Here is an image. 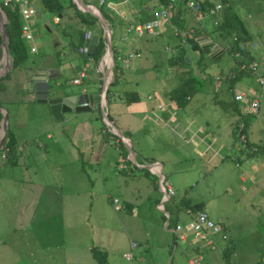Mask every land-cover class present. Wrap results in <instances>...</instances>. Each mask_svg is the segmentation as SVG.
<instances>
[{"label": "rangeland", "instance_id": "374dc122", "mask_svg": "<svg viewBox=\"0 0 264 264\" xmlns=\"http://www.w3.org/2000/svg\"><path fill=\"white\" fill-rule=\"evenodd\" d=\"M25 1L35 8L36 20L32 21L31 26L37 53H29L24 63L37 65L52 62L60 65L73 61L78 63L77 66L74 65L77 70L73 72L78 75L77 78L79 70L82 72L84 65L88 63L89 69L84 72L85 78L81 80L85 83L87 73H94V64L86 62L79 54L76 33L69 34L70 30L62 24L53 25L52 16L40 10L37 0ZM226 1L252 37L259 40L263 50L264 0ZM96 6L99 8L98 2ZM177 10L183 27L171 24L168 25L171 27L163 28V35H144L148 37L144 40L148 41L149 47L145 46L139 52L141 59L137 57L134 60L135 67L132 70L123 71L121 68V74L120 71L117 72L119 83L111 86L113 92L110 93L117 101L122 91H127L129 84H132L130 89L137 91L144 100L146 94L161 93L163 89L172 90L184 79L194 75L203 79L202 91L193 94L189 102L190 105L199 106L196 120L201 121L211 114L217 116L221 122L220 138L225 139V131L228 133L225 123L230 124L237 116L229 109L226 111L215 105V102L222 101L231 108L232 94L225 90L224 82L219 87L215 85L214 74L217 73L218 79H222L233 66L232 56L228 51H224L216 60L203 55L198 66L197 55L194 51L183 48L180 37L173 35V28L184 29L186 32L195 30L197 35L205 30L222 50H225L227 41L214 31L213 19L209 15L194 16L184 5H178ZM45 24L50 31L44 28ZM113 27L115 47L118 43L116 26ZM96 28L99 26L96 25ZM2 37L0 33V39ZM180 49L185 53L184 57L189 58L190 62L186 66L173 63ZM121 51L126 55L130 48L123 43ZM260 51L252 50V53L256 63L263 65L264 54ZM9 61L11 63L10 57L6 62L0 63V69L2 67L7 70L6 75L9 73L13 78L17 74L13 70L22 69L24 63L12 69ZM71 78L61 75L55 82L57 84H51V92L57 88L79 92L82 86L72 85ZM6 83L3 81V84ZM238 89L237 84L234 91ZM87 90L94 95L93 109L89 112L65 113L64 122L51 120L49 106L34 103L31 94L28 95L25 108L21 103L22 108L18 112L11 111V105L0 100L1 108L10 113L9 129L15 134V140H25L26 148L32 154L26 155L21 145H18L17 165L7 164L0 154V264H97L89 252L91 248L104 250L107 253V264H135V259L128 262L122 258L130 250V242L136 244L132 253L134 256L140 252L143 254L145 250L157 254L161 253L160 250H168V259L172 256L173 264H177L179 259L181 264H186V255L182 250L193 248L195 244L192 235L187 233L185 243L173 245L175 237L169 231L176 224L173 210L169 229L166 230L164 224L167 218L164 215V219L161 214L163 212L160 213L155 207L153 197L158 196L155 188L150 202L144 197L133 202L137 205L136 213H131L130 208L113 211L112 199H118L122 203L126 196H131L128 194L132 186L130 180H140L137 184L144 187L147 184L146 188L150 186L151 189L150 184L155 177L146 168L148 174L135 171L131 178L119 171L122 167H125V172L130 169L128 162L126 166L119 164L128 153L122 140L118 139V143H114L112 137L108 147L111 156L101 157L100 166H96L82 158L79 144L73 141L70 131L65 135L63 126L66 124L72 128L76 122L84 119L92 124L98 119L99 124L102 114L95 83L91 82ZM23 96L26 97V93ZM104 99L103 107L106 108ZM108 104L111 105V99ZM13 112L18 115L16 119ZM111 117L116 118L114 114ZM259 117L260 121H264V111L263 116L260 112ZM24 118L29 119L25 129ZM119 124L120 120H116V128L121 126ZM154 129L156 127L150 131L151 134L156 132ZM48 132L52 133V140L46 139ZM60 132L63 135L60 136ZM143 141L148 153L154 157L165 151L162 143H157L156 135L146 136ZM236 142L234 139L233 143L231 138V145L235 150L215 170H208L205 162L200 159L177 163V169L193 168L189 171L192 184L184 188L180 186L178 178L181 174L177 172V175H173L177 182L176 186L172 182L175 195L171 198L177 202L187 199L192 204L201 203L211 220L226 227L232 250H235L229 261L231 264H264V156L258 154L246 157L242 159L240 167H236V159L241 157V154L236 153ZM133 144V149L136 150L135 142ZM113 162H117V165L113 166ZM252 166L256 168L253 170ZM123 179L127 184L125 188H120L119 183ZM155 181L159 186V180L156 178ZM166 206L169 207L170 203H166ZM188 221L189 218L186 220L180 216L177 224L185 226ZM166 255L167 252L164 260ZM145 259L148 264H152L149 256L146 255ZM202 263L206 264L204 261Z\"/></svg>", "mask_w": 264, "mask_h": 264}, {"label": "crops", "instance_id": "0c3cea01", "mask_svg": "<svg viewBox=\"0 0 264 264\" xmlns=\"http://www.w3.org/2000/svg\"><path fill=\"white\" fill-rule=\"evenodd\" d=\"M105 1L112 8L109 9L106 5H104V10L107 12L108 16L110 17V20L107 21V23L112 28L113 35L115 31L113 25L116 26V40L118 44L115 46V49L121 54H123L122 53L123 51H121V49L123 43H125V47L130 48V51L127 53L133 55V59L131 60L130 67L128 69H123V68L122 69L123 71L132 70L135 67L134 60L137 57L141 59L139 57L140 55L139 52L142 51V49L145 46L149 47L148 41L146 39L144 40V38H148V37L146 36L144 37V35L138 37L135 36L134 34L125 35L124 32L127 28L131 27L132 25H135L137 23H144L148 21L151 18V11L157 9L161 5L160 0H105ZM85 4L88 5L93 4V6H96L97 0H86ZM33 20L34 21L36 20V15ZM179 20L180 18L178 17L177 22H180ZM52 24L56 25L53 22ZM175 24L176 23H172V26H175ZM178 24L179 26L183 27L181 23ZM44 28L47 31H50L47 24H45ZM99 28L101 29L102 36H104L103 30L100 27V25ZM190 28L194 29L193 26H191ZM87 32H89L91 36L92 35L97 36L96 33L98 32V28L87 30L86 33ZM203 32L204 33H202L201 35H197L195 37V40L201 49L202 47H204L205 49H210L213 51L218 50V52L215 55L210 57L216 60L220 55L224 53V50H222V48H220L218 45L214 43L210 35L207 32H205V30H203ZM164 33L165 31L162 30L158 34V36L163 35ZM249 35L251 39L250 42L248 43V51L250 57H252L250 64L252 65L253 69L248 73L244 74L243 77L234 84L232 92L233 95L246 93L247 95H249L248 96L249 98H256L258 100L259 102L258 111L255 115L250 116L247 122L246 136L248 143H250L251 145L254 146L261 145L262 147H264V121H260L261 118L259 117L260 112L263 116V111H264V88L263 87L260 88L261 86L260 87L258 86L255 75L257 73L258 74L264 73V64L259 65L258 63H256L254 54L252 53V50L258 51L260 49L261 50L260 52L264 54V49L262 50V48L260 47V43L258 39H254L250 33ZM261 45L262 47H264L263 44ZM194 52L198 58L199 57L198 51H194ZM36 53H37V48H36ZM203 54L206 55L204 52ZM61 64L57 65V64H53L52 62H49L47 64L39 63L37 65L36 64L29 65L28 63H24L22 69H19L18 71L13 70L17 72V74L13 75V78H11L9 74V77L5 79L4 81L5 83L10 82L11 84L9 83L4 84V88L3 91L1 92L0 100L4 104H9V106L11 105L12 107L11 111L17 110V112L20 108H22V105L25 108V103L27 101L29 94H31V96L33 97L32 101L36 103L34 98V93L31 90V87L29 86L28 83L34 72H36L37 70H48V69L57 70L58 75L55 81L51 80L48 82L49 84L52 85L57 84L55 82L58 81L61 75H63L64 78L66 76L72 77L71 81L77 79L78 75L76 76L73 72L77 70V68L74 69V65L77 66L78 63L70 61V63L65 62L64 64L63 63ZM138 67H140V65H138ZM80 73L81 72L79 70L78 74L80 75ZM120 74H121V70H120ZM86 77L87 79L84 81L85 83L80 82V84L76 85L80 87L82 86L79 92H85L86 94H90L92 96V99H94V95L88 92L87 86L91 82L95 83L96 89L98 90L97 97L99 98V103H100L99 95L101 94V89H102L101 87L103 86V82L99 80V76H97L95 72L94 73L88 72ZM214 79H215V85H217V87H219L222 84V82H224L226 84L225 90H228V86H229L228 79H226L225 77H223L222 79H218L217 73L214 74ZM58 84L61 85V83ZM237 84L239 85V89L238 91H234V87ZM129 86L132 87V84H129ZM130 87H128L127 91L125 90L122 91L121 93L122 95L117 101L114 100V95L110 93L109 101L111 99V105L107 104L106 108H104V111L101 108L102 105L99 104L101 109V114L103 115V112H107V116L108 115L110 116L111 122L115 128H116L115 126L116 120H120L121 124L119 125L121 126L118 127L119 129L116 128V131L118 132L119 135L121 134L125 142L127 141V143L129 144V145L126 144L129 147H126L124 145L126 150L129 148L133 152V155L126 153L122 162L119 163L121 166H126L125 165L126 162L129 163L127 164L130 166L129 172L123 171L125 170V167H122L121 170H119L126 176L131 178L132 176L135 175L134 174L135 171L141 174V172H138L136 169H143L142 166H145L147 164L150 165L155 164L158 166V168L160 167L162 176L165 178V180H167V182L171 187L173 186L172 182L174 183L175 186L177 182V180L174 181L173 178L175 177H173V175L174 174L177 175V172H180L181 176H179L180 178L178 179L181 181L180 186L184 188L186 186H191L190 184H192V177L189 171H191L190 169L193 168H188L183 170L179 168L177 169L176 168L177 163L181 164L183 161L193 162L195 161V159H200L205 162L206 168L208 170H215L221 164H223V162H225V159L231 156L233 150H235L233 145H231V138L234 143L233 125L234 122L236 123L238 115L236 114V112L232 110V108H230V110H232V113L235 114L237 118L234 121H232L230 124L227 122L225 123L226 130L228 131V133L225 131V139H221L219 135L220 123H221L219 121V118L211 114L210 117H206L201 121L196 120L199 106L197 104L194 105L189 104L192 97L189 98L187 104L182 109H180L172 100L169 99L168 93L170 89H168L169 91L163 89L161 93L158 92L152 95L148 93L146 94L145 99L142 100V97L139 95V93L137 91L135 92V90L130 89ZM109 90L113 92V90H111V87L109 88ZM130 92L137 93L138 100L132 103H125L123 101V94ZM24 93H26L27 95L26 97L23 96ZM149 97H151V99H148ZM108 105H110V107H108ZM159 106L161 107L160 109L158 108ZM6 111L9 116L10 114L9 111L8 110ZM48 113L50 119L53 120L50 111ZM111 114L112 116L114 114L116 118L113 119L111 117ZM13 115L15 119L18 117L17 113H14ZM97 120L98 119H95V122L92 124L89 120L86 122L84 119L82 121L76 122L72 126V128L70 127L69 124H66L65 126H63V128L65 130V135H67L66 134L67 131H70L72 139L74 138L73 141L78 142L80 147L79 152L81 153L82 158H84V160L93 163L90 165L100 166L101 157L106 156V158H108L109 156H111L110 152H108V147L110 146L109 141L111 140V138H108L106 140L107 137L106 132L107 131L109 133L111 132L109 128L106 126L104 119L102 117L99 120V124ZM28 121L29 119L24 118V125H23L24 129L27 127L26 125H28ZM61 121L62 122L65 121L64 117ZM8 127H9V119H8ZM153 127H156V129H154L156 132H153L151 134L150 131L153 129ZM13 135L14 137H16L15 134ZM59 135L61 136L63 135V133L60 132ZM153 135L157 136V143L161 142L162 147L165 148V151L159 153V155L155 157L152 154L148 153L145 144L143 145L142 143L144 142L143 141L144 137L153 136ZM116 137L118 139H121L119 136ZM46 139L52 140L51 132H48L46 134ZM132 139L133 142H135L136 150L133 149L134 144L132 142ZM16 142H17V148H19V146L21 145L20 147L22 150L25 151L26 155L32 156V154L26 148L25 140L22 141L17 140ZM114 143H118V140H114ZM236 153L241 154V157L239 159H236V161L238 160V162H236L235 164L236 167H240L242 159L248 156L245 152H242L238 148V145L236 146ZM16 155H17V151H16ZM260 156H264V153H261ZM115 165H117V162H113V166ZM251 168L254 170L256 167L252 166ZM150 174L152 177L155 176L151 171ZM155 178L156 177L152 178L153 182L151 181L150 184L152 190L150 189V186H148L149 188H146L147 184L146 185L144 184L145 187L142 186L141 184H137V182H140V180H130L132 181L131 182L132 186L128 190L129 192L128 194H130L131 196H126V199L128 198L130 199L123 200L122 203L120 202L121 205L124 206L125 209L130 208L129 210L131 213H136L137 205H135L133 202L143 197L147 198L148 202H150L153 196V189L155 188V191L158 193L157 197H153L155 198V207L160 213L162 211H165L164 206L168 201L164 203L161 207L160 204L163 195L162 193H160L161 191L159 190V186H157L156 183L154 182ZM126 184H127L126 180L123 179V181H120L119 187L125 188ZM177 205L178 202L172 199V203L170 206L171 209L173 210V214L178 216V218L181 216L183 218H186L187 220L189 217L187 213L189 211L187 209L180 207L177 210L176 207ZM160 208H162V211L160 210ZM161 214L164 216V213ZM164 227L166 229V226ZM225 230L227 232L226 227ZM132 243L134 242H130V247H129L130 250L126 253L132 254L134 252L133 251L134 248H131ZM217 244L219 248L218 250H182V252L185 253L186 255V259H187L186 264H188V261L190 258H192V256L199 254L202 257L204 263L206 264H229L230 263L229 261H231L234 256L235 250H232L229 256V261L228 263H226L221 256V248L224 246V243L220 240H217ZM91 249H89L90 254H91ZM160 252L161 253L157 254L155 252L151 253L150 251L145 250L143 254L140 252V253H136V256H134L133 254L132 255H133V260L135 259L136 263L142 262L143 264H148L145 259V256L147 255L152 261V264H166V261L170 253L168 252V250H160ZM166 252L167 255L165 256V260H164V255L166 254ZM123 255L122 258L124 259ZM170 258L173 259L172 256ZM180 262L181 260L179 259L177 264H181Z\"/></svg>", "mask_w": 264, "mask_h": 264}, {"label": "trees", "instance_id": "16d2710c", "mask_svg": "<svg viewBox=\"0 0 264 264\" xmlns=\"http://www.w3.org/2000/svg\"><path fill=\"white\" fill-rule=\"evenodd\" d=\"M37 1L39 2L41 11H43L44 13L50 14L52 18L53 17L59 18L58 25L62 24L63 26H65L66 29H69L70 30L69 34L71 35H72L71 32L76 33L77 49L83 46L84 41H85L86 31L96 28V25L99 26L97 20L92 15L78 10L75 4L72 2V0H37ZM82 1L86 3L85 0H82ZM166 2L167 0H160V3H161L160 6L165 5ZM195 2L200 4L201 9L204 13L203 16L209 15L208 11L212 9L216 4H221L223 6L221 14L217 16L219 20L218 24L216 25L213 24V25H214V31L217 33V35L227 41V46L224 51H228L231 54L232 59H233V66L228 70L227 74L224 77L228 79V83H229L227 91L232 94V102H231L232 107L231 108L238 115L236 123L234 122V125H233L234 139L235 141H237L236 145H239L238 148L242 152H245L248 157L264 153V147H262L261 145H258V146L251 145L250 143H248L247 136H246L247 135L246 134L247 133V122L250 116L255 115V114H250V115L242 114L239 109V104L234 100V96L232 92L234 84L237 81H239L243 77L244 74L248 73L249 71L253 69V68L250 69L248 67L251 63L252 57H250L249 51L247 48L240 50L241 57L239 59L234 57V53L239 50L240 44L249 43L251 37L246 27L244 26L243 22L236 15V13L232 11L229 5H227L226 0H195ZM178 5H184V4L178 1ZM30 6L32 7V5ZM0 7L2 8L5 15L8 18V23L6 24L8 52H9V57L11 58V67L12 69H15L19 65H22L27 60V58L29 57V53H30L29 52L30 47H29V44L26 43L21 38L22 20H21V16L19 13L18 4L12 1L7 5H3V1L0 0ZM98 9L100 13L102 14L103 18L106 21H109L110 17L108 16L107 12L104 10V5L99 6ZM209 16L212 17V19L214 18V15H209ZM178 17H179V14L177 17H174L172 19V23H176V25H179L178 23L180 22H177ZM73 27L76 29H73ZM196 33L197 32L194 30L193 34H191V36H188L186 38V42L183 44V48L190 49L192 51H198L199 57L197 58L196 64L200 66V63L203 59L204 54H203L202 49L200 48V46L195 40V37L197 36ZM96 35L98 38L97 44L95 46L94 54L91 57L94 65H97V63L101 60L105 52V37L102 36V32L100 28H98V32L96 33ZM113 40H114V35L112 34V52H113V63H114V67L112 69L113 80L106 90V95H105L106 104H108L109 102V96H110L109 88L118 83L119 77L116 74L117 72L121 70V68H123L122 64L117 60V58L120 55L121 56L129 55V54L123 55L120 52H118L114 47ZM71 44L73 45V47H75L73 42H71ZM184 56H185V53L183 52V50L180 49V51L178 52V56L176 57L173 63L179 64L181 66H186L187 62ZM84 59L85 61L87 60L86 57H84ZM243 64H245L246 68H242ZM258 76H264V73L258 74L256 78ZM8 77H9V73L5 75L3 78H0V96L4 88L3 81H5V79H7ZM202 85H203V79L200 80L194 75L189 76L188 78L184 79L180 85L176 86L174 89L169 91L168 93L169 99L172 100L177 105V107L182 109L187 104L188 99L191 98L193 94H195L196 92L202 91V87H203ZM137 100H138L137 93L130 92V93L123 94V101L125 103H132V102H136ZM215 105L221 107L222 109H226V111L228 109L230 110V108L227 107V105H225L224 102L222 101L215 102ZM108 119L111 121V118L109 115H108ZM0 120H1V113H0ZM242 122L244 124V129H242V132H239L238 125ZM106 133H107L106 140L112 137L114 140H118V138L115 135L109 133L108 131ZM239 135H244L245 140L241 141L239 139L240 138ZM120 147L122 146L120 145ZM16 149H17V142L15 140V137L12 131H10L8 127L7 134H6L4 143H3V147L0 150L1 157L4 161H6L7 164L16 165V160H17ZM136 170L140 171L142 174H148L145 168L136 169ZM155 180L156 178L154 179V182H156ZM168 203H170L171 205L172 198L168 200L167 204ZM176 207H177V210L179 209V207L187 209L189 211L187 213L189 216L188 217L189 219L194 218V216L198 212L203 211V205L201 203L192 204L187 199L178 201V205ZM123 209H125L124 206H122L121 210ZM164 210L167 211V213L169 214L168 224L166 226V229H169V223L171 220V212H172L171 206L167 207L165 204ZM178 219H179L178 216L174 215V221H175L174 223L177 224ZM222 227H223V231L225 232V234H227L225 227L224 226ZM227 237L228 239L226 240V242H223L224 246L221 248V256L225 260L226 263H228L229 256L232 252V246H231L228 234H227ZM173 245L175 246L177 244L174 242ZM191 250H210V249L206 247H201L200 245L195 244ZM91 255L96 260L97 264H107L106 252L104 250L92 248ZM197 256H200V254ZM170 264H173V259H171Z\"/></svg>", "mask_w": 264, "mask_h": 264}, {"label": "built area", "instance_id": "2783aa9c", "mask_svg": "<svg viewBox=\"0 0 264 264\" xmlns=\"http://www.w3.org/2000/svg\"><path fill=\"white\" fill-rule=\"evenodd\" d=\"M3 5H7L10 2H16L18 4L19 13L22 20L21 26V38L29 44V52L31 54L36 53V47L34 44V30L31 26V23L35 17V10L31 7L28 1L25 0H2ZM178 1L184 4V6L192 11L194 16H203V11L199 3L195 2V0H167L165 5L159 6L157 9L151 11V18L144 23H137L132 25L131 27L125 30V35L134 34L135 36L141 37L143 35H158L165 26L172 24V19L178 16L177 6ZM99 6L106 5L109 9H112L110 5L106 3L105 0H97ZM223 6L221 4H216L212 9L208 11L209 15H214L213 24H218L219 20L217 16L221 14ZM52 22L54 24L59 23L58 17H53ZM193 34V31L186 32L184 29L173 28V35L176 37H180L181 43L184 44L186 42V38ZM91 34L87 32L85 34V39L89 38ZM239 50L234 53L235 58H240V50L247 48L248 43H242L239 46ZM78 52L80 55L87 58L86 62H92V59L88 57L87 48L82 46L78 48ZM133 59V55L129 54L127 56H119L117 60L122 64L124 69H128L131 64V60ZM100 62V61H99ZM252 69V65L248 66ZM89 68L88 63H86L83 67V71L80 73L79 78L71 81L72 84L77 85L80 84L81 80L85 78L84 72ZM107 66H103L100 63L94 65V72L97 76H99V80L105 84L106 82V70ZM242 68H246L245 64L242 65ZM256 82L259 86H264V76H258L256 78ZM102 88V87H101ZM148 99H151L149 97ZM234 100L239 104V109L242 114H256L259 107V102L256 98H249L246 94L240 93L234 95ZM161 108L160 106L158 107ZM244 129L243 122L238 125V131L242 132ZM239 139L244 141V135H239ZM155 165V164H154ZM150 166V171L155 175V177L162 178L161 184H159V189L163 188L165 197L162 196V200H165L166 203L171 197L174 195L173 188L169 185L167 180L162 176L160 167L156 169H152ZM145 168V166H142ZM162 176V177H160ZM159 180V179H158ZM163 195V194H162ZM163 203V204H164ZM111 205L113 211H120L122 209V205L120 204L118 199H112ZM170 232L174 234L175 240L177 243H185L187 241V233L192 235V239L195 244L200 245L201 247H206L210 250H218L217 240L222 242H226L228 239L227 234L223 231V227L221 223L214 222L209 218L205 211L198 212L194 218L190 219L185 226L180 224H175V226L170 229ZM136 245L134 243L131 244V248H135ZM124 259L128 262L133 260V255L131 253H126L123 255ZM203 259L201 256H195L189 259L188 264H203ZM136 264H143L142 262H137Z\"/></svg>", "mask_w": 264, "mask_h": 264}, {"label": "water", "instance_id": "95a60500", "mask_svg": "<svg viewBox=\"0 0 264 264\" xmlns=\"http://www.w3.org/2000/svg\"><path fill=\"white\" fill-rule=\"evenodd\" d=\"M72 2L75 4L78 10L88 13L92 15L100 25V27L103 30L104 37H105V52L100 60V64L103 66H107V74H109V78L107 80V74H106V81L105 84H103L100 94V104L102 105L101 108L104 111L103 107V99L106 95V90L113 80V73L112 69L114 67L113 63V52H112V34L113 30L107 23V21L103 18L102 14L100 13L99 9L96 8L93 5L85 4L82 0H72ZM0 33H2L3 37L0 39V62L4 56V58L9 60V52H8V41H7V35H6V24L8 23V18L5 15L4 11L0 7ZM97 36L92 35L89 38H86L84 41L83 46L87 48L88 51V57H92L94 54L95 46L97 44ZM202 47V46H201ZM203 52L209 56L212 57L215 55L218 50H210L205 49L202 47ZM186 62H189L188 57H184ZM106 59V63L104 64L103 61ZM9 61V66H10ZM7 70H3L1 67L0 69V78H2L4 75H6ZM58 72L57 70L48 69V70H37L32 75L31 79L29 80V86L31 87V90L34 93L35 102L37 104H43L48 105L50 114L52 118L55 121H61L63 119V114L65 113H82V112H89L93 109L92 103L93 99L90 94H86L85 92H75V91H69L63 88H57L54 89L52 92L51 84L48 82L51 80H55L57 78ZM58 87V86H56ZM60 87V86H59ZM105 103L106 100L104 99ZM0 113H1V120H0V150L3 147V143L7 134L8 130V114L7 111L1 108L0 106ZM104 122L106 126L109 128L110 132L112 134H115L116 136H119L122 139V142L126 147H129L126 145V142L122 135L118 134L116 132V128L112 124V122L108 119L107 112H103L102 115ZM128 153L130 155H133V152L128 148ZM150 164L145 165V168L150 171ZM162 177V176H160ZM159 179V184H161V179ZM161 193L163 194V197H165V193L163 188L159 189ZM165 200H161V207ZM162 211V208H160ZM164 215L166 216L167 220L165 222V226L168 224L169 215L167 212L162 211ZM171 263V258L168 260L167 264Z\"/></svg>", "mask_w": 264, "mask_h": 264}, {"label": "bare ground", "instance_id": "6f19581e", "mask_svg": "<svg viewBox=\"0 0 264 264\" xmlns=\"http://www.w3.org/2000/svg\"><path fill=\"white\" fill-rule=\"evenodd\" d=\"M0 18H1V15H0ZM6 62L7 61V59L6 58H4V56H3V58H2V60H1V62L0 63H3V62ZM107 61H106V59H104V61H103V63L105 64ZM108 67H109V65H107ZM108 78H109V74H107V80H108ZM107 82V81H106ZM117 132V131H116ZM118 133V132H117ZM126 144L127 145H129L128 143H127V141H126ZM152 169H156V168H158V166L157 165H154V166H152L151 167Z\"/></svg>", "mask_w": 264, "mask_h": 264}, {"label": "clouds", "instance_id": "9594fccd", "mask_svg": "<svg viewBox=\"0 0 264 264\" xmlns=\"http://www.w3.org/2000/svg\"><path fill=\"white\" fill-rule=\"evenodd\" d=\"M96 7V6H95ZM96 8H98V7H96Z\"/></svg>", "mask_w": 264, "mask_h": 264}]
</instances>
